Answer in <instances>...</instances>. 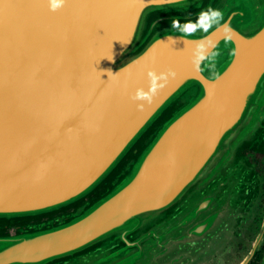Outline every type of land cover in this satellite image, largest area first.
<instances>
[{"label":"water","instance_id":"1","mask_svg":"<svg viewBox=\"0 0 264 264\" xmlns=\"http://www.w3.org/2000/svg\"><path fill=\"white\" fill-rule=\"evenodd\" d=\"M209 9L222 18L207 33L172 28ZM169 69L151 104L131 99ZM263 142L264 0H0V264H108L148 229L169 230L173 255L214 260L254 186L241 151ZM109 181L69 222L6 234Z\"/></svg>","mask_w":264,"mask_h":264},{"label":"flooded vegetation","instance_id":"2","mask_svg":"<svg viewBox=\"0 0 264 264\" xmlns=\"http://www.w3.org/2000/svg\"><path fill=\"white\" fill-rule=\"evenodd\" d=\"M241 158L248 159L250 165L255 170V181L253 188L249 193L247 206L244 209V214L237 224V229L226 251L221 255H215L213 258L202 257L201 260H190L188 262L187 251L181 250L183 255H176L171 250V239L167 237L169 230L158 229L157 231L148 229L146 232L153 231L145 238L137 234L135 236L137 243L135 253H118L121 247L108 249L102 253L106 257L105 263L110 264H264V142L257 147H245L241 151ZM100 198L94 197L83 200L78 207H71L65 211L53 213L51 215L35 218L28 221H19L15 223H7L5 226L6 234L17 235L20 233H30L33 226H40L44 223L53 221L54 226L59 225L58 220L65 217L66 221H70V216L80 206L90 203L94 204ZM4 226V227H5ZM153 225L152 227H155ZM5 231H0L4 234ZM163 239L164 241H162ZM142 249L140 248V245ZM100 245L85 250L84 252L77 253L73 258L85 255L97 249ZM110 259V261L107 260ZM131 258H133L131 260ZM67 259H61L54 264H64ZM103 260V259H102ZM99 263V262H98ZM72 264H92L90 261H76Z\"/></svg>","mask_w":264,"mask_h":264},{"label":"clouds","instance_id":"3","mask_svg":"<svg viewBox=\"0 0 264 264\" xmlns=\"http://www.w3.org/2000/svg\"><path fill=\"white\" fill-rule=\"evenodd\" d=\"M52 2V10H57L62 7L66 0H51ZM222 18V13L219 10L209 9L208 11H203L199 14V18L196 22H187L181 25L179 20L172 21V28L177 29L180 33L185 36H191L195 34L198 30H202L207 33L209 29L220 21ZM225 31H228L226 28ZM213 42L209 39L208 44L201 42L198 45L197 57L195 63L197 68L199 69L200 64L205 61L208 57L205 54L206 47L208 45H212ZM235 54V53H234ZM211 55H215L214 53ZM175 72L169 69L167 72H162L159 75L155 71H149V89L145 91L144 89H137L135 94L131 97V99L136 102H147L151 104L153 98L158 94L159 90L162 89L168 82L169 77H174ZM143 103H138L137 107L142 109Z\"/></svg>","mask_w":264,"mask_h":264},{"label":"trees","instance_id":"4","mask_svg":"<svg viewBox=\"0 0 264 264\" xmlns=\"http://www.w3.org/2000/svg\"><path fill=\"white\" fill-rule=\"evenodd\" d=\"M110 183H111V181H109V183H108L107 186H104V187H102L101 189H99V190L97 191V193L94 194L93 196H91L90 198L94 197V198L98 199V198L104 196V194L107 192L108 188L110 187ZM83 202H84V201H82V202H80V203H77V204L74 205L73 207H78V206L81 205V203H83ZM64 211H65V210H64ZM28 220H32V219H26V220H22V221H28ZM19 221H20V220H19ZM15 222H17V221H14V222L11 221V222H8V223H15Z\"/></svg>","mask_w":264,"mask_h":264}]
</instances>
